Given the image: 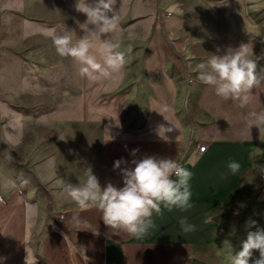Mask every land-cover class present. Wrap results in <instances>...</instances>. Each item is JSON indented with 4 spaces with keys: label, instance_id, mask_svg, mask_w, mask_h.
I'll return each instance as SVG.
<instances>
[{
    "label": "crops",
    "instance_id": "crops-1",
    "mask_svg": "<svg viewBox=\"0 0 264 264\" xmlns=\"http://www.w3.org/2000/svg\"><path fill=\"white\" fill-rule=\"evenodd\" d=\"M157 4L171 11L163 21H136L111 34L113 42H121V50L129 45L133 49L121 79L89 83L79 77L72 59H65L56 66L64 73L60 104L52 97L36 106L27 103L29 114L23 111L15 119L18 144L29 148L30 160L36 159L33 168L39 162L56 168L61 185L52 187L51 195L63 216L57 214L43 225L40 213L35 222L26 221L24 204L39 209L42 201L33 185L16 180L11 169L16 158L0 154V264H26L27 254V264H193L192 258L204 249L198 245L207 242L216 226L210 219L215 211L233 206L247 211L236 254L253 227H264V156L256 155L264 146V130L248 127L249 113L264 110V84L252 90L250 103L241 108L197 79L198 64L241 44L261 57L256 72L264 75V22L248 18L244 0ZM66 9L63 26L82 38L85 33L77 21L84 23L86 15H74L69 5ZM165 106L168 110L162 111ZM161 125L175 127L166 133L168 140L158 134ZM39 130L56 136L25 139ZM201 144L204 151H198ZM54 146L58 151L44 159V147ZM145 156L176 159L192 174V207H162V215H153L156 227L146 236L137 239L111 229L96 207L79 209L68 197L66 189L83 183L88 168L102 187H123L121 169L134 167L131 161ZM117 160L127 164L114 170ZM229 160L241 165L235 175L226 167ZM182 217L195 224L196 231L181 232Z\"/></svg>",
    "mask_w": 264,
    "mask_h": 264
},
{
    "label": "clouds",
    "instance_id": "clouds-1",
    "mask_svg": "<svg viewBox=\"0 0 264 264\" xmlns=\"http://www.w3.org/2000/svg\"><path fill=\"white\" fill-rule=\"evenodd\" d=\"M115 4L116 0H97L95 4L88 0H77L76 10L87 17L84 23L77 21L85 33L82 38H77L74 31L66 30L61 35L55 34L54 29L47 32L56 53L60 57L71 58L77 66L79 77L89 83L121 79L127 57L133 50L131 45L121 50V42H113L110 38L121 28V7L117 11ZM260 58L254 56L247 44H241L238 48H229L223 55L213 54L206 62L198 64L197 79L212 86L218 97L239 102L243 108L250 103L252 90L264 84V75L258 76L256 72ZM167 110L166 106L162 109ZM249 117V129L256 126L260 132L264 130V110L250 112ZM173 129L174 126L161 125L158 134L168 140L166 133ZM136 151L133 150L132 154L135 155ZM122 163L127 164L126 161H115L114 170L121 169ZM131 164L134 167L121 169L123 187L112 183L102 187L91 168H88L84 182L70 185L66 192L79 209L96 207L102 213L105 225L140 239L156 227L153 215H162V207L168 211L174 208L187 211L192 207L189 183L192 174L176 159L167 157L145 156L133 159ZM226 167L235 175L241 165L229 160ZM24 210L26 221L35 222L39 215L37 206L26 202ZM178 223L185 234L196 231V225L189 223L186 217L180 218ZM256 251L258 258H254ZM230 259L231 264H264V229L249 232L242 250L234 256L231 254Z\"/></svg>",
    "mask_w": 264,
    "mask_h": 264
},
{
    "label": "rangeland",
    "instance_id": "rangeland-1",
    "mask_svg": "<svg viewBox=\"0 0 264 264\" xmlns=\"http://www.w3.org/2000/svg\"><path fill=\"white\" fill-rule=\"evenodd\" d=\"M254 1L244 0L248 18L264 22V0ZM88 2L95 4L97 0ZM76 3L77 0H55L47 3L36 0L29 2L0 0V154L6 159L15 157L14 162L11 161V169L13 175L17 176L16 180L26 181V184L34 186V194L37 195L39 202L42 201L39 208L40 216L43 218L41 225L55 218L59 212L54 208L55 202L52 198L55 200V196L51 195V188L61 185V179H57L56 168L52 169L49 164L47 168L45 164L39 162L38 168H33L36 159L34 161L32 157L30 162L29 148L18 144L21 136L14 129L17 128L14 122L15 119L19 120V113L26 111L27 115L29 114L27 103L36 106L38 102L48 101L52 97L54 104H60L64 73L61 68L56 69V66L68 58L60 57L56 53L53 40L47 32L54 29L55 34L61 35L66 30L72 31L71 28L63 26L62 14L63 9L67 10L66 7L69 5L71 10L74 9L73 14L77 15ZM114 7L117 11L121 7L120 30L136 21L150 18L163 21L171 14V11L160 8L157 0H116ZM166 12L170 14L166 15ZM32 135H26L25 139L36 141L34 138L38 140L51 135L55 137L56 132L39 130ZM52 150L54 153L58 151L56 146L44 147L41 155L45 159V155L50 154ZM39 155H36V158ZM256 155L264 156V146ZM179 163L182 165L180 161ZM62 216V213L58 214L59 218ZM246 216L247 211L238 210L236 206L229 210L215 211L210 219L216 222V226L207 242L198 245L199 249H204L198 252L197 257L192 258L193 264H231L230 256L236 255L235 247L238 245L237 241ZM257 229L264 227H253L251 232ZM222 241L226 243L225 248H222ZM255 254L258 258V251Z\"/></svg>",
    "mask_w": 264,
    "mask_h": 264
},
{
    "label": "built area",
    "instance_id": "built-area-1",
    "mask_svg": "<svg viewBox=\"0 0 264 264\" xmlns=\"http://www.w3.org/2000/svg\"><path fill=\"white\" fill-rule=\"evenodd\" d=\"M165 14L169 15L170 12H166ZM204 149H205V145L204 144H201V145L198 146V151H204Z\"/></svg>",
    "mask_w": 264,
    "mask_h": 264
},
{
    "label": "bare ground",
    "instance_id": "bare-ground-1",
    "mask_svg": "<svg viewBox=\"0 0 264 264\" xmlns=\"http://www.w3.org/2000/svg\"><path fill=\"white\" fill-rule=\"evenodd\" d=\"M254 2H258V1L255 0Z\"/></svg>",
    "mask_w": 264,
    "mask_h": 264
}]
</instances>
